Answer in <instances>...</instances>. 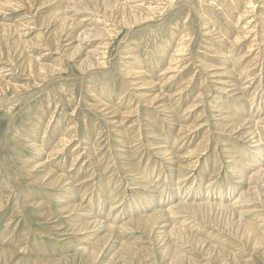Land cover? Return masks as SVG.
Masks as SVG:
<instances>
[{"label":"rangeland","instance_id":"obj_1","mask_svg":"<svg viewBox=\"0 0 264 264\" xmlns=\"http://www.w3.org/2000/svg\"><path fill=\"white\" fill-rule=\"evenodd\" d=\"M3 1L0 264H233L234 253L248 264H264V244L247 235L245 228L249 222L264 234V194H259L260 198L252 188L246 196L252 197L249 203L257 206L256 211L240 220L227 208H216L210 213L218 223L216 228L190 218L194 222L185 226L191 231L190 238L185 233L148 234L131 223L143 209L168 208L177 189H181L178 200L195 195V200L203 196L198 202L230 203L248 188L237 181L241 170L250 172L249 164L262 167L250 141L232 135L230 126L240 119L258 121L254 130L264 150V0H256L255 7L249 0H167L169 4L161 6L166 9L157 10L146 20L137 15L141 9L127 7L154 6L158 1ZM239 12L246 16L240 18ZM248 21L251 24L245 26ZM206 30L213 35L206 36ZM250 30L256 38L249 34L234 44L237 35ZM185 37L187 51L175 55ZM41 64L50 65L56 72L39 76L36 71ZM132 64L145 74L140 76L142 84L138 87L145 85L143 90L152 91L146 95L164 94L170 112L158 113L136 96L133 81L124 71ZM204 66H229L232 77L227 80L232 85L228 90L236 92L215 90ZM200 91L209 97L201 99L196 114L186 113L188 105L200 102ZM96 104L120 113L136 106L138 111L136 108L131 117L118 115L109 120L111 114L98 112L93 106ZM202 112L203 117L195 119ZM196 120L198 124L207 122L190 140L178 141L181 128ZM218 125L226 129L216 133ZM205 135L209 139L203 141ZM198 145L206 155L198 160L195 154L200 163L196 162L193 169L184 167L189 160L176 157L169 162L154 151L158 146H169L173 156H180ZM234 157L233 162H227ZM41 163L44 165L33 167ZM47 171L52 176L61 175L63 182L54 188L43 184L40 178ZM180 172L187 175L180 178ZM77 204L81 209L69 216L72 205ZM93 216L118 228L109 247L95 261L89 249L80 251L108 235L107 231H94L95 237L79 230ZM178 219L174 223L180 228ZM197 240L206 245L197 246ZM121 243L131 245L132 251L119 250Z\"/></svg>","mask_w":264,"mask_h":264},{"label":"bare ground","instance_id":"obj_2","mask_svg":"<svg viewBox=\"0 0 264 264\" xmlns=\"http://www.w3.org/2000/svg\"><path fill=\"white\" fill-rule=\"evenodd\" d=\"M92 1H94V0H92ZM154 1H158L157 2V5H154V6H144V5H138V6H135V7H133V6H128L127 8H129L130 10L131 9H133V8H137L138 10H140L141 9V11H139L138 13H137V15H139L140 16V19L141 20H146L149 16H151V14H153V13H156V11L157 10H159V12H160V10H163V9H166V7H161V6H166V4H169V2H166L167 0H154ZM244 1V0H243ZM82 2V1H81ZM215 2V1H214ZM245 2V1H244ZM249 3H251V4H254V6L253 7H255V5H256V0H249L248 1ZM233 3V2H232ZM79 4V3H78ZM80 4H82V3H80ZM85 4V3H84ZM144 4V3H143ZM245 4V3H244ZM2 5H6V2H4L3 0L0 2V6H2ZM111 5V4H110ZM18 6V5H17ZM23 6V5H22ZM71 6V5H70ZM244 6V5H243ZM252 6V5H251ZM74 7V6H73ZM72 7V8H73ZM76 7V6H75ZM74 7V8H75ZM84 7H86V5L84 6ZM83 7V8H84ZM161 7V8H160ZM219 7V6H218ZM80 8V7H79ZM88 8V7H87ZM96 8V7H95ZM234 8V7H233ZM244 8V7H243ZM16 9V8H15ZM235 9V8H234ZM249 9V8H248ZM69 10V9H68ZM75 10V9H74ZM77 10V9H76ZM86 10V9H85ZM91 10V9H90ZM135 10V9H134ZM238 10V9H237ZM243 10V9H242ZM245 10V9H244ZM251 10V9H250ZM253 10V9H252ZM82 11V10H81ZM223 11V10H222ZM124 12V11H123ZM135 12V11H134ZM231 12V11H230ZM136 13V12H135ZM69 14V13H68ZM111 14H112V12H111ZM225 14V13H224ZM239 14H240V12H239ZM93 15V14H92ZM133 15V14H132ZM146 15H148V16H146ZM226 15V14H225ZM248 15V14H247ZM250 15V14H249ZM258 15V14H257ZM113 16V15H112ZM246 16V14H240V18H244ZM71 17V16H70ZM125 17V16H124ZM87 18V17H86ZM127 18V17H126ZM134 18H135V16H134ZM260 18V17H259ZM74 19V18H73ZM129 22V21H128ZM135 22V21H134ZM107 23V22H106ZM137 23V22H136ZM244 23V22H243ZM128 24V23H127ZM232 24V23H231ZM247 24H251V21H248L246 24H245V26H247ZM254 24V23H253ZM212 25V24H211ZM105 26H106V24H105ZM130 26V25H129ZM133 26V25H132ZM241 26H243V24L241 25ZM87 27V26H86ZM215 28V27H214ZM49 29V28H48ZM61 29V28H60ZM84 29V28H83ZM252 29H254V27L252 28ZM245 30V29H244ZM61 31V30H60ZM118 31V30H117ZM207 31V33L205 34L206 36H208V35H213V33L211 32V31H208V30H206ZM91 32V31H90ZM219 32H221V31H219ZM218 32V33H219ZM254 32V30L252 31V30H250L248 33L246 32V35L244 34V33H242V34H244L243 36H238L237 35V37L235 38V40H234V44H236V43H239V42H241V41H243L245 38H248L247 36L250 34L251 35V38H252V36L254 35V38H256V36L257 35H255V34H251V33H253ZM222 33V32H221ZM184 34V33H183ZM95 35V34H94ZM172 35V34H171ZM185 35V34H184ZM220 35V34H219ZM236 35V34H235ZM241 35V34H240ZM223 36H224V33H223ZM220 37V36H219ZM235 37V36H234ZM223 38V37H222ZM241 38V39H240ZM187 37H185V38H183V43H181L180 44V47L178 48V50H177V53L175 54V55H177V54H182V53H184L185 51H187L185 48L188 46V44H187ZM220 39V38H219ZM225 39V38H224ZM228 39V38H227ZM253 39V38H252ZM108 40V39H107ZM178 40V39H177ZM222 41H225V40H222ZM254 41V40H253ZM175 42V41H174ZM228 42V41H227ZM221 44V43H220ZM230 44V43H229ZM233 44V43H232ZM20 45V44H19ZM169 45V44H168ZM251 45V44H250ZM250 45H249V47H250ZM175 46V45H174ZM21 47V46H20ZM104 47V46H103ZM162 48V47H161ZM93 50V49H92ZM91 50V51H92ZM163 50V49H162ZM221 51V50H220ZM263 51V50H262ZM261 51V52H262ZM51 52V51H50ZM132 52V51H131ZM162 52V51H161ZM164 53V52H163ZM174 54V53H173ZM162 55V54H161ZM168 55V54H167ZM226 55H228V54H226ZM235 55V54H234ZM263 55V54H262ZM132 56V55H131ZM135 56V55H134ZM134 56H132V57H134ZM165 56V55H164ZM223 56V55H222ZM254 56V55H253ZM175 57V56H174ZM226 57V56H225ZM230 57V56H229ZM203 58V57H202ZM227 58V57H226ZM135 59V58H134ZM137 59H138V56H137ZM136 59V60H137ZM228 59V58H227ZM263 59V58H262ZM27 60H28V58H27ZM229 60H231V58L229 59ZM174 61V60H173ZM176 61V60H175ZM227 61V60H226ZM234 61V60H233ZM237 61V60H236ZM235 61V62H236ZM27 62V61H26ZM29 62V61H28ZM177 62V61H176ZM33 63V62H32ZM234 63V62H233ZM170 64V63H169ZM229 64H231V63H229ZM253 64V63H252ZM38 65V64H37ZM137 65V64H136ZM140 65V64H139ZM158 65V64H157ZM53 66V65H52ZM167 66V65H166ZM169 66V65H168ZM167 66V67H168ZM214 66V65H213ZM238 65H236L235 67H237ZM262 66V65H261ZM30 67V66H29ZM32 67V66H31ZM31 67H30V69H31ZM172 67V66H171ZM26 68V67H25ZM177 68V67H176ZM204 68H206V69H209L208 71V73H207V76L210 78V82H213V83H215V85H214V87L213 88H215L216 87V89L215 90H218L219 92H228L229 90H228V86H231L232 84H230L229 82H228V78H231L232 77V75H231V71H229L228 70V68H229V66H228V68H226V69H222V68H217V67H212V66H204ZM225 68V67H224ZM230 69V68H229ZM244 69V68H243ZM261 69V68H260ZM264 69V68H263ZM34 70V69H33ZM171 70V69H170ZM259 70V69H258ZM46 71H48V72H56V69L55 68H52V67H50V65L49 66H47V64L46 65H44V64H41V66L39 67V69H37V71H36V73H38V75L39 76H43L44 75V73L46 72ZM125 74H126V76L128 77V78H131V81H133V89H134V91H135V94H136V96L137 97H139L142 101L141 102H143L146 106H148V108H153V107H155L154 109L155 110H157V112L158 111H160V112H162V113H165V112H170L171 110H170V106L169 107H166V105L167 104H165V101H164V99H165V96H164V94H161V92H158V90H153V91H156V92H158L157 94H154V96L153 95H146L147 93H149V92H152L150 89H148V90H143L144 89V87H147V86H145V85H143V87H138V86H140L142 83L141 82H139L140 81V79H142V77H140V76H142V75H145L143 72H141V71H139V69L137 70V68H136V66H134L133 64H132V66H129V68H126L125 70ZM176 71V70H175ZM165 72V71H164ZM233 72V71H232ZM237 72H238V70H237ZM244 72V71H243ZM31 73H32V71H31ZM235 73V72H234ZM30 74V73H29ZM33 74V73H32ZM47 73H45V75H46ZM124 74V75H125ZM240 74V73H239ZM243 74V73H242ZM248 74V73H247ZM173 75H174V73H173ZM237 75V74H236ZM246 75V74H245ZM34 76V75H33ZM47 76V75H46ZM239 76V75H238ZM207 77V78H208ZM45 78V77H44ZM144 78V77H143ZM159 78V77H158ZM167 78V77H166ZM252 81V80H251ZM128 82V81H127ZM130 82V81H129ZM176 82V81H175ZM231 82V81H230ZM264 82V81H263ZM103 83V82H102ZM107 83V82H106ZM213 83H212V85H213ZM8 84V83H7ZM144 84H146V85H148V84H150V83H144ZM190 84V83H189ZM203 84V83H202ZM228 84V85H227ZM104 85V84H103ZM130 85H132V82H131V84ZM238 85V84H237ZM106 86V85H105ZM211 86V85H210ZM239 86V85H238ZM8 87V86H7ZM107 87H109V86H107ZM106 87V88H107ZM14 88H17V87H14ZM101 88V87H100ZM204 88V87H203ZM183 87L182 88H180L178 91L180 92V93H182V91H183ZM192 89V88H191ZM263 89V88H262ZM107 90H109V89H107ZM127 90V89H126ZM236 90V89H235ZM260 90V89H259ZM238 91V90H237ZM102 92V91H101ZM106 92V91H105ZM178 92V93H179ZM229 92H234V91H229ZM236 92V91H235ZM234 92V93H235ZM202 93V91H200L199 93H197V94H199L197 97H199L200 98V102H197V100L196 101H194L193 103H191L190 105H188V107L186 108V113H191L192 115H194V112L195 111H197L198 109H200L199 107H201V103H202V98L203 97H209V96H206V95H204V94H201ZM102 94H103V92H102ZM255 94V93H254ZM146 95V96H145ZM242 95H243V93H242ZM109 96V95H108ZM180 96V95H179ZM196 96H194V97H196ZM183 97V96H182ZM231 97V96H230ZM169 98V97H168ZM257 98V97H256ZM163 99V100H162ZM179 99V98H178ZM189 99V98H188ZM132 100V99H131ZM99 101H101V100H99ZM98 101V102H99ZM253 101V100H252ZM137 102V101H136ZM104 103H106V102H104ZM253 103H254V101H253ZM176 104V103H175ZM178 104V103H177ZM180 104V103H179ZM182 104V103H181ZM214 104V103H213ZM94 106V108L98 111V112H101L102 114L104 113V115L105 114H111V116L110 117H108V118H110L109 120H111V119H115V118H117V116L118 115H126L127 117H131L132 115L131 114H133V113H135V112H137L138 111V106H136V108H137V111H136V108H134V110H132V111H130V112H126V113H120V112H116V111H113V110H109L108 109V107L107 108H102L103 107V105L102 104H96V105H93ZM112 106V105H111ZM115 106V105H114ZM179 106H181V105H179ZM252 106V105H251ZM113 108V107H112ZM251 108V107H250ZM261 108V107H260ZM259 108V109H260ZM125 109V108H124ZM205 109V108H204ZM203 111V110H202ZM262 112V111H261ZM159 113V112H158ZM190 114V115H191ZM195 114H196V112H195ZM191 115V116H192ZM246 115V114H245ZM109 116V115H108ZM173 116H174V114H173ZM172 116V117H173ZM186 116V115H185ZM184 116V117H185ZM203 117V112H202V114L200 113L199 115H196V118L195 119H198V117ZM254 116V115H253ZM199 117V118H200ZM124 119V118H123ZM245 119V118H244ZM262 119H264V118H262ZM153 120V119H152ZM151 120V121H152ZM255 120V119H254ZM155 121V120H154ZM154 121H152V122H154ZM206 122H207V120H204V122H203V124H198L197 123V120L196 121H194L193 122V125H187V126H184L183 128H181V131H182V133H181V135H180V138H179V140L178 141H180L181 142V140H183V139H188V140H190L191 139V135L192 134H195V131L196 130H198V129H200L201 127H203V126H205L206 125ZM114 123V122H113ZM244 123V124H243ZM251 123V124H250ZM117 124L118 125H120V124H122V122L121 121H117ZM182 124V123H181ZM253 124V125H252ZM220 125V124H219ZM217 126V128H218V131H216V133H219V132H223V130H225V129H223V128H221V126ZM259 125V122L258 121H254V122H251V121H248V120H239V121H236L235 123H232L231 124V134L232 135H236V134H239V135H242L240 138L241 139H243V140H247L248 139V141H250V146H252V148H254L253 150H255L256 152L254 153L255 154V156H258L259 157V160L260 161H262L263 163H262V167H260L259 165H255V164H249V165H251V166H249V165H247L248 167H247V169L250 171V172H247V173H243L242 172V170H241V175L239 176V175H237L236 177H237V179H239V180H237L240 184H247L248 185V188L246 189V190H243V192L241 193V194H239L236 198L235 197H233L232 199H231V202L230 203H224V202H208V200L207 201H200V202H198L197 200H203V196L201 197H199V198H197L196 200H195V195L194 196H191V197H188V199L187 198H185V199H177L176 197H177V195L179 194L180 195V191H181V189L179 190V189H177V190H175V192H176V194H173V195H176V196H174V198H173V196L171 195V197L173 198H171L172 199V201L171 202H173V201H177L176 203H174V204H172L171 202H170V204H169V207L168 208H166V209H159V207H157V209L156 208H153V210H151L150 212H147L146 211V209H143V211H141V216L139 215V217L138 218H136V219H134L133 220V222H131V223H133V224H136L137 226H138V228H144L143 230L145 231V232H147L148 234L149 233H152V232H156V233H165L164 235H167V234H170V233H185V235L187 236L188 234H189V237H187V238H190L191 237V235H190V232L189 231H187V230H189V229H185V226H189V224L190 223H193L194 222V220H191L190 218H192V219H197V220H199V221H204V222H206V223H208L209 225H211V226H213V227H215V226H217L218 225V223H217V221H216V219L213 217V214H210V213H212L211 211L212 210H214V209H216V208H218V209H220L221 208V210L222 209H224V208H227L228 210H230L231 212L230 213H233V215L234 214H238V216L240 217V220H241V217H243V215H245L246 213H249V212H251V211H256L255 210V208L257 207L256 205H252L251 203H249L250 201H251V199H252V197L251 196H246L247 194H248V192H249V188L251 189L252 188V190L253 191H256L257 193H258V195L259 194H261L262 193V195L264 194V150H262V145H261V138H260V136H257L258 137V139L256 138V135L257 134H255V128H256V126H258ZM74 127V126H73ZM120 127V126H119ZM181 127V126H180ZM226 127V126H225ZM247 127H249V128H247ZM36 128V127H35ZM80 128V127H79ZM165 129V128H164ZM203 129V128H202ZM245 130V131H241V130ZM141 130V129H140ZM220 130V131H219ZM257 130V129H256ZM42 131V130H41ZM189 132V133H188ZM208 132H209V130H208ZM241 132V133H240ZM258 132V131H257ZM125 133V132H124ZM234 133H236V134H234ZM120 134V133H119ZM231 135V136H232ZM260 135V134H259ZM35 136V135H34ZM227 136V135H226ZM155 138H158L159 139V137H155ZM203 138V137H202ZM127 139V138H126ZM209 139V136H207V135H205L204 136V140L203 141H206V140H208ZM123 141V140H122ZM185 141V140H184ZM193 141V140H192ZM179 142V143H180ZM230 142V141H229ZM169 143H171V142H169ZM189 143V142H188ZM205 142H203V144H204ZM247 144V143H246ZM264 144V143H263ZM64 145V144H63ZM41 146V145H40ZM90 146V145H89ZM203 146V145H202ZM233 146V145H232ZM118 147V146H117ZM186 147V146H185ZM237 147V146H236ZM247 147V146H246ZM247 148H251V147H247ZM246 148V149H247ZM68 149V148H67ZM136 149V148H135ZM156 150H154V151H157L156 153L158 154V155H160V156H162V158L164 159L165 158V160L167 159V161H169V162H172L176 157L177 158H182L183 160L185 159V160H189L186 164H185V166L184 167H187L188 169H193V168H195V166H196V162H199V161H196L195 160V154L197 155V157H198V160H199V158L200 157H205V155H206V151L204 150V149H201L200 147H199V145H198V147H194L193 149H191V150H186V152H184V154L183 155H180V156H173L174 154L169 150V146H158L157 148H155ZM232 149V148H231ZM241 149V148H240ZM124 150V149H123ZM181 150V149H180ZM233 150V149H232ZM245 150V149H244ZM250 150V149H249ZM184 151V150H183ZM248 151V150H247ZM252 151V150H251ZM174 152V151H173ZM240 152H241V150H240ZM236 153V152H235ZM253 153V152H252ZM234 154V153H233ZM239 154V153H238ZM244 154V153H243ZM252 156V155H251ZM254 156V157H255ZM78 157V156H77ZM229 157V156H228ZM64 158V157H63ZM237 158V157H236ZM197 159V158H196ZM227 159V158H226ZM240 159V158H239ZM249 159H250V157H249ZM47 160V159H46ZM82 160V159H81ZM195 160V161H194ZM235 160V157H234V159H228L227 160V162H233ZM201 161V160H200ZM238 161V160H237ZM180 162V161H179ZM243 162V161H242ZM242 162H241V164H242ZM248 161L246 160V163H247ZM200 163V162H199ZM246 163H244L243 162V164H245L246 165ZM259 164V163H258ZM42 165H44V163L42 164H39L38 166H33V167H39V166H42ZM237 165V164H236ZM235 165V166H236ZM261 165V164H260ZM234 166V165H233ZM246 167V166H245ZM77 168V167H76ZM85 168V167H84ZM34 169V168H33ZM235 169V168H234ZM173 170V169H172ZM180 170H178V172H179ZM162 173V172H161ZM164 173V172H163ZM173 173V172H172ZM182 172H180L179 173V177L181 178V177H184L185 175H187V174H181ZM239 173V172H238ZM52 172L51 171H47V173L45 174V176L43 177V178H40L43 182V184H49L51 187H56V186H59L62 182H63V178H62V176L61 175H58V176H56V175H54V176H52ZM235 176V175H234ZM48 178V179H47ZM255 178H257L256 180L257 181H253ZM178 180V179H177ZM65 181V180H64ZM159 181H160V179H159ZM161 182V181H160ZM186 182V181H185ZM194 183V182H193ZM113 184V183H112ZM181 185V184H180ZM205 185V184H204ZM224 185V184H223ZM68 186V185H67ZM152 187V186H151ZM192 187V186H191ZM194 187V186H193ZM207 187H209V186H207ZM155 188V187H154ZM153 188V189H154ZM234 189H236V188H238L237 186H234L233 187ZM184 189V188H183ZM189 189V188H188ZM212 189V188H211ZM242 189H244L243 187H242ZM173 190V189H172ZM173 190V191H174ZM191 190V189H190ZM218 190V189H217ZM238 190V189H237ZM184 192V191H183ZM185 192H186V190H185ZM189 192V191H188ZM192 192V191H191ZM210 192V194H211V191H209ZM187 193V192H186ZM193 193V192H192ZM204 193V192H203ZM202 193V194H203ZM213 193V192H212ZM217 193V192H216ZM209 194V193H208ZM207 194V195H208ZM166 195V194H165ZM191 195V194H190ZM206 195V196H207ZM252 196H254L253 194H251ZM257 195V196H258ZM210 196V195H209ZM260 196V195H259ZM152 198H153V196H151ZM180 197V196H179ZM197 197H198V195H197ZM214 197H216V196H214ZM218 197V196H217ZM221 197V196H220ZM246 197H248V199H246ZM155 198V197H154ZM161 198V197H160ZM235 198V199H234ZM257 198V197H256ZM259 198V197H258ZM260 198H261V196H260ZM108 199V198H107ZM209 199V198H208ZM229 198H227V200H228ZM69 200V199H68ZM153 200H155V199H153ZM160 200V199H159ZM192 200V201H191ZM221 200V199H220ZM169 201V200H168ZM195 201H197V203H195ZM222 201V200H221ZM258 201V200H257ZM262 201V200H261ZM137 202V201H136ZM260 202V201H259ZM69 203V202H68ZM152 203V202H151ZM111 204V203H110ZM115 204V203H114ZM160 204V203H159ZM167 204V203H166ZM148 205V204H147ZM264 205V204H263ZM73 206V208H71V212H70V214H69V216H71L72 214H74V213H76L75 212V210L76 209H81V205H72ZM111 207V206H110ZM121 207V206H120ZM147 207V206H146ZM156 207V206H155ZM263 207V206H262ZM149 208V207H148ZM147 208V209H148ZM260 209V208H259ZM263 209V208H262ZM69 210V209H68ZM114 210V209H113ZM117 210V209H116ZM117 212V211H116ZM139 212V211H138ZM88 213V212H87ZM261 213L263 214L262 216L264 217V211L262 212L261 211ZM61 214V213H60ZM111 214V213H110ZM215 214V213H214ZM55 215V214H54ZM90 215H92V214H90ZM94 215V214H93ZM221 215V214H220ZM230 215V214H229ZM233 215H232V217H233ZM118 216V215H117ZM225 216V215H224ZM235 216V215H234ZM237 216V215H236ZM94 218L93 219H90V220H88L85 224H81V226H82V228H80L79 230H85V231H87V232H82L81 234H83V233H85V235H92V236H94L93 234H95L94 233V231L95 232H102L103 230L104 231H107V234L108 235H106V236H104V237H102V238H100L99 240H97L96 242H94V243H91L90 242V247H82L83 249H81L82 251H80V252H83L84 251V249H86L84 252H86V251H88L87 249H89L90 250V253H92V255H91V258H92V260H96V258H98V257H100V255L104 252V250H105V248L106 247H109V245H108V243H109V241H110V239H111V237H112V235H114L113 233L114 232H116L117 231V229L118 228H115V227H113L112 225H108V223L106 224V223H103V222H101V221H99V220H94L95 218H96V216H93ZM85 218V217H84ZM178 218H181V221H180V228H178L177 226H176V223H174ZM226 218V217H225ZM235 218V217H234ZM234 218H233V220H234ZM214 219V220H213ZM179 220V219H178ZM221 220V219H220ZM225 221V220H224ZM237 221V220H236ZM221 222V221H220ZM241 222V221H240ZM241 224H242V222H241ZM192 225V224H191ZM262 226V225H261ZM169 227H171L169 230H170V232H167V229L169 228ZM260 227V226H259ZM167 228V229H166ZM192 228V227H191ZM216 228V227H215ZM240 228H241V226H240ZM245 228H246V233H247V235H252V236H254L255 237V239L257 240V242L258 243H262V244H264V234H262L261 233V231L259 230V228H258V226H256V225H254V224H252V223H245ZM261 228V227H260ZM87 229V230H86ZM90 229V230H89ZM194 229V228H193ZM89 230V231H88ZM196 230V229H195ZM218 232V231H217ZM264 232V231H263ZM52 233V232H51ZM78 233H79V231H78ZM155 233V234H156ZM167 233V234H166ZM158 235V234H157ZM156 236V235H155ZM95 237H96V234H95ZM151 237V236H150ZM243 237V236H242ZM84 238V237H83ZM135 238V237H134ZM92 239V238H91ZM223 239V238H222ZM174 240V239H173ZM71 241V240H70ZM170 241V240H169ZM185 241V240H184ZM86 243V242H85ZM162 243H164V242H162ZM177 244V243H176ZM190 244V243H189ZM201 244H205L202 240H197L196 241V245L197 246H200ZM206 245V244H205ZM120 249L119 250H124V251H132V246L131 245H125V243H121L120 244ZM164 246V245H163ZM111 249V248H110ZM118 250V249H117ZM224 251V250H223ZM147 252V251H146ZM226 252V251H225ZM9 253V252H8ZM181 253H183V252H181ZM244 253V252H243ZM142 254V253H141ZM228 254H230V255H232V253H230V252H228ZM9 256H10V254H8ZM182 255V254H181ZM240 254H236V253H234V258H233V260H235L234 261V263L233 264H248V261L247 260H245V259H243L242 257H241V259H240V256H239ZM242 255H244V254H242ZM12 257V256H11ZM10 257V258H11ZM176 258H177V256H176ZM178 259V258H177ZM25 263H27V262H25ZM40 263V262H39Z\"/></svg>","mask_w":264,"mask_h":264}]
</instances>
